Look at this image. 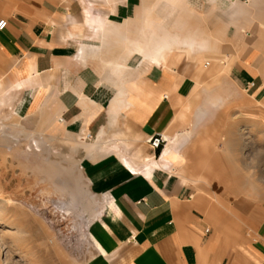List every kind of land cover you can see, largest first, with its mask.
Listing matches in <instances>:
<instances>
[{"label":"crops","instance_id":"obj_1","mask_svg":"<svg viewBox=\"0 0 264 264\" xmlns=\"http://www.w3.org/2000/svg\"><path fill=\"white\" fill-rule=\"evenodd\" d=\"M3 17L0 114L42 111L82 143L97 138L83 164L104 203L92 229L100 253L82 264H264V203H214L261 195L255 180H264L245 160L252 131L236 126L225 138L229 157L209 169H230L217 183L229 186L212 193L194 186L210 184L203 174L176 172L193 130L170 132L221 65L249 99L208 80L197 121L227 103L264 116V0H0ZM158 134L170 138L159 149L148 144Z\"/></svg>","mask_w":264,"mask_h":264},{"label":"rangeland","instance_id":"obj_2","mask_svg":"<svg viewBox=\"0 0 264 264\" xmlns=\"http://www.w3.org/2000/svg\"><path fill=\"white\" fill-rule=\"evenodd\" d=\"M221 68L213 75L204 73L198 90L187 98L188 103H192L187 121L185 124L177 122L170 131L193 130V141L185 146L184 160L177 164L176 172L185 168L189 175L203 174L207 180L209 178V185L203 181L194 185L202 193H212L210 186L213 184L218 189L229 186V183H217L222 180V171L231 170L215 167L217 176L209 169V163L215 158L222 164L227 160L229 154L223 149L225 138L233 127L244 124L252 131V147L246 163L251 166L254 177L264 180V116H256V110L249 108V104L227 103L197 121L198 109L205 103L208 80H214L213 84L219 87L216 90L231 91L235 97L245 95L249 99L243 88L239 92L229 83L228 69H223V65ZM16 113L15 109H7L0 114V199L9 200L2 226L13 227L12 235L6 239L12 256L19 259L20 264L94 261L100 251L92 238V229L103 214L104 203L90 185L83 157L86 144L96 142L97 138L87 136L82 143L81 136L68 134L60 128L57 116H42V111L37 116ZM45 117L51 118L52 123H46ZM208 137L213 143L206 145L202 140ZM166 144L165 140L159 148ZM255 182L261 195L230 194V202L215 200V205L232 208L240 198L251 204V211H254V206L264 203V181Z\"/></svg>","mask_w":264,"mask_h":264},{"label":"bare ground","instance_id":"obj_3","mask_svg":"<svg viewBox=\"0 0 264 264\" xmlns=\"http://www.w3.org/2000/svg\"><path fill=\"white\" fill-rule=\"evenodd\" d=\"M161 135H163V138L166 141L170 140V138L167 135H164V134H161ZM82 137L87 138L86 134H84V136H82ZM133 142H126L125 141L124 143L126 144V146L127 145L129 146V145H132ZM8 203H9V200L0 199V262H1L0 264H20L19 259H15L12 256L13 255L12 250H10L11 248H9V245H8L9 241L7 242V240H6L8 236L12 235V230L3 229L4 227L2 228V224H5L4 223L5 222V209H6V206L8 205ZM98 245H99V243H98Z\"/></svg>","mask_w":264,"mask_h":264},{"label":"built area","instance_id":"obj_4","mask_svg":"<svg viewBox=\"0 0 264 264\" xmlns=\"http://www.w3.org/2000/svg\"><path fill=\"white\" fill-rule=\"evenodd\" d=\"M8 25V20L5 18H0V30H4ZM254 85V83H252ZM165 141L163 138V135L158 134L157 136H153L151 139V143L153 144L154 147H160L161 144Z\"/></svg>","mask_w":264,"mask_h":264}]
</instances>
